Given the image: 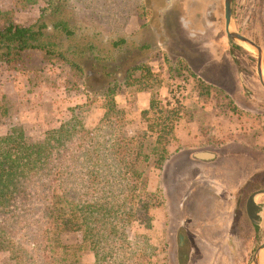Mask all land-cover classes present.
I'll use <instances>...</instances> for the list:
<instances>
[{"label":"rangeland","instance_id":"rangeland-1","mask_svg":"<svg viewBox=\"0 0 264 264\" xmlns=\"http://www.w3.org/2000/svg\"><path fill=\"white\" fill-rule=\"evenodd\" d=\"M137 1L70 0L57 17L48 12L47 24L56 18L74 22L86 41L105 46L107 51L114 50L113 40L122 37L127 43L121 53L115 51L118 64L94 68L85 62L91 76L77 89L65 64L49 65L33 56L20 71L0 65V135L22 128L28 140L39 141L67 119L71 107L84 103L86 95L90 101L95 99L92 93L97 84L100 87L113 77L124 81L127 68L148 62L155 74L142 78L138 73L137 84L116 98L118 107L128 114L125 134L146 141L143 113L148 109L143 107L149 95L163 111L179 110L180 119L175 123L174 140L166 138L168 160L160 169H148L149 188L162 192L163 206L154 212L151 229L137 226L134 231L152 252V264H179V234L190 242L183 250L188 255L191 247L187 264H251L264 242V212L261 230L255 232L244 210L252 189L240 190L255 169H264V87L257 75L255 51L228 39L224 0H193L186 23L198 27L202 41L209 42L213 35L215 47L230 67L225 84L219 77L207 79L197 66L198 54L175 36L172 14L163 13L169 0ZM135 3L145 7L141 16L133 11ZM212 3L217 4L218 22L213 27L207 19ZM46 5L47 0H0V8L14 10L16 21L22 24L36 21ZM232 24L264 53V0H234ZM199 81L209 87L208 94H200ZM102 113L89 109L86 126L95 128ZM155 139L148 143L156 145ZM197 152L215 153L217 159L197 163L191 159ZM219 184L225 187H213ZM258 201L264 203V197ZM64 240L78 248L79 264H94V254L81 233H69ZM0 264L11 262L0 255Z\"/></svg>","mask_w":264,"mask_h":264},{"label":"trees","instance_id":"trees-1","mask_svg":"<svg viewBox=\"0 0 264 264\" xmlns=\"http://www.w3.org/2000/svg\"><path fill=\"white\" fill-rule=\"evenodd\" d=\"M69 1L47 0L30 24L17 22L14 10L0 8V65L20 71L33 56L49 65L65 64L77 89L91 76L85 62L94 68L118 64L125 38L113 40L114 50L107 51L86 41L74 22L44 21L48 12L61 14ZM133 11L141 16L145 7L135 3ZM126 73L124 81L113 77L97 84L95 99L86 95V103L71 107L67 119L39 141L28 140L22 128L0 135V255L11 264H79L78 248L64 240L73 232L82 234L94 264H152V252L134 230L151 229L154 212L163 206L162 192L149 188L148 169H160L168 160L166 138L174 140L180 115L177 109L163 111L152 98L143 113L146 141L127 136L128 114L116 96L137 84L138 73L142 78L155 73L146 61ZM198 84L200 94H208L209 87ZM97 108L102 117L90 129L85 116ZM154 139L156 145L148 143Z\"/></svg>","mask_w":264,"mask_h":264},{"label":"flooded vegetation","instance_id":"flooded-vegetation-1","mask_svg":"<svg viewBox=\"0 0 264 264\" xmlns=\"http://www.w3.org/2000/svg\"><path fill=\"white\" fill-rule=\"evenodd\" d=\"M192 2L193 0H174L170 5L168 2L166 8L163 9L164 10L163 13L169 12V14H172L173 26H174L173 30L178 41H181L183 45H185L191 51L196 52L198 54V59L196 62H197V66L200 69V72L205 77H207V79L208 77L209 78L219 77L221 78V81L219 80L220 83L225 84L224 80L227 79V77L230 78L229 76L230 67L228 63H226L222 59L223 53L218 51V49L215 47L214 36L209 35L211 38L209 42L202 41V39L198 36L202 34V32L198 30V27H195L189 21L188 23H186L185 21L186 19L185 15L192 12V8H191ZM209 7H210V11L207 13V19H209L208 25H211L213 27L218 23L215 16V14L217 13V4L212 3L209 5ZM195 42H197V44ZM225 87H230V83L227 84ZM237 158L241 160L240 157ZM191 159L197 163H212L217 159V156L216 155L214 156L213 153L211 152H205V153L197 154V156H195L194 154L191 157ZM226 162L229 163L228 161ZM253 163L256 162L254 161ZM237 164H239V162ZM233 172L236 173V175L238 174L236 171ZM248 178L249 179L245 183V186L242 187L240 190L243 191L246 187L252 189L251 193L249 194V196L245 201L244 210L248 220L253 225L255 232H258V230L259 231L261 230L260 229L262 223L261 219L263 215L262 213L264 212V203L258 201L259 197H264V169H255L254 173L251 174ZM213 187L217 190H220L222 187L225 186H221L219 184V185H213ZM252 196L257 209H255L253 213H250L248 210V201ZM255 216L257 218H255ZM233 217H234L233 218V222H234L235 218L237 217L236 212L234 213ZM177 238L180 248L178 249L177 252L179 264H187L189 263V259L192 255L191 247L189 246L188 255L187 253H184L183 250L187 248L186 243H190V242L182 234H179Z\"/></svg>","mask_w":264,"mask_h":264},{"label":"water","instance_id":"water-1","mask_svg":"<svg viewBox=\"0 0 264 264\" xmlns=\"http://www.w3.org/2000/svg\"><path fill=\"white\" fill-rule=\"evenodd\" d=\"M173 1L174 0H169L168 1L169 5L172 4ZM233 4H234V0H224L225 31H226L227 37L234 44H237L240 46L247 44L255 49V54L257 56V75L259 77V81L261 85L264 87V73H263V68H262L263 61H264L263 50L258 44H256L254 41H252L248 37L239 33L233 27V24H232L233 23ZM255 209H257V207L254 203V199L252 196L250 197L248 201V210L250 213H253ZM255 218L257 217L255 216ZM263 250H264V242L261 243V245L257 248L251 264H262L260 261V254Z\"/></svg>","mask_w":264,"mask_h":264},{"label":"crops","instance_id":"crops-1","mask_svg":"<svg viewBox=\"0 0 264 264\" xmlns=\"http://www.w3.org/2000/svg\"><path fill=\"white\" fill-rule=\"evenodd\" d=\"M116 98H117V96H116ZM145 100H146V101L144 102V107H143V109L147 110V109L150 108V103H151L152 97L150 98V95H149V97H146ZM200 153H205V152H197V153H195V156H197V154H200ZM213 155L215 156L216 154L213 153ZM263 256H264V255H262V257H263ZM262 257H261V258H262Z\"/></svg>","mask_w":264,"mask_h":264},{"label":"bare ground","instance_id":"bare-ground-1","mask_svg":"<svg viewBox=\"0 0 264 264\" xmlns=\"http://www.w3.org/2000/svg\"><path fill=\"white\" fill-rule=\"evenodd\" d=\"M243 46H245V47H247V48L252 49V50L255 51V49L253 47H251L250 45L244 44ZM262 68H263V73H264V61H263ZM262 255H264V250L260 254V261H261V263H264V256L262 257Z\"/></svg>","mask_w":264,"mask_h":264}]
</instances>
